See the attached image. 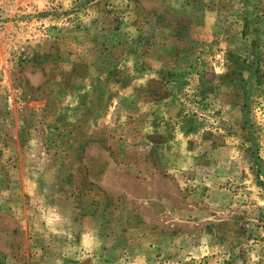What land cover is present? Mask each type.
I'll return each instance as SVG.
<instances>
[{"label": "rangeland", "instance_id": "obj_1", "mask_svg": "<svg viewBox=\"0 0 264 264\" xmlns=\"http://www.w3.org/2000/svg\"><path fill=\"white\" fill-rule=\"evenodd\" d=\"M0 264H264V0H0Z\"/></svg>", "mask_w": 264, "mask_h": 264}]
</instances>
